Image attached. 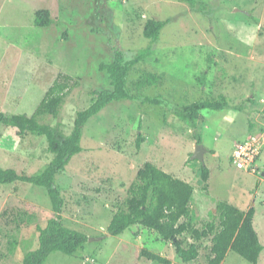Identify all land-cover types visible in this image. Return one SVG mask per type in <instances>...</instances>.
Segmentation results:
<instances>
[{"label": "rangeland", "instance_id": "obj_1", "mask_svg": "<svg viewBox=\"0 0 264 264\" xmlns=\"http://www.w3.org/2000/svg\"><path fill=\"white\" fill-rule=\"evenodd\" d=\"M41 9L51 12L46 28L35 25ZM150 19L171 20L153 45L144 36ZM150 46L154 55L132 69L129 89L161 103L114 102L87 123L82 153L56 184L65 200L63 224L89 239L74 256L56 252L47 264H158L140 257L143 248L173 264H209L211 239L196 242L184 234L186 247H200L199 258L185 263L172 243L142 226L117 237L108 234L146 162L194 185L192 209L200 229L218 223L219 201L242 211L254 207V226L264 245V0H0V109L31 116L60 79L68 87L59 115L41 122L69 135L77 112L95 101L93 92L111 88L101 64L112 62L117 51L132 60ZM151 73L163 81L137 85ZM221 95L228 108L202 110L196 124L178 114L184 106ZM198 136L207 150L204 162L193 159ZM245 140L260 147L254 171L237 168L232 159L236 144ZM52 158L45 136L20 137L0 125V169L35 176ZM202 164L211 173L208 194ZM23 211L34 218L18 227L16 215ZM54 216L45 188L0 184V264H22L37 248L36 226ZM223 264L251 263L229 252Z\"/></svg>", "mask_w": 264, "mask_h": 264}, {"label": "trees", "instance_id": "obj_2", "mask_svg": "<svg viewBox=\"0 0 264 264\" xmlns=\"http://www.w3.org/2000/svg\"><path fill=\"white\" fill-rule=\"evenodd\" d=\"M51 22V12L48 9L38 10L35 14V25L46 28ZM171 20L150 19L144 27V36L155 44L160 40L162 31ZM154 55L153 46L143 49L132 60H126L121 51H117L110 63H102L101 70L106 72L111 88L94 91L95 101L86 109L76 114L74 127L69 135H65L58 126L41 122L46 116L58 117L59 109L65 98L66 83L58 79L46 93L36 111L31 115L25 113L8 114L0 109V125L16 129L20 137L28 133L45 136L48 150L53 158L47 168L39 175L29 176L19 174L14 169H0V184L12 185L16 182L43 187L47 190L56 216L49 219L43 227L37 225L38 245L28 251L22 259V264H47L49 257L56 252L74 256L88 242L89 237L80 231L66 227L63 224L62 213L65 200L57 186V176L66 171L72 158L83 151L82 140L87 123L103 109L114 102L134 101L143 99L144 103L159 105L157 98H149L133 94L129 89V76L132 69L146 62ZM163 81V76L151 73L142 77L137 83L140 87L153 86ZM228 108L227 98L223 95L218 100H202L184 106L178 112L179 116L196 124L201 119L202 110H224ZM198 144L202 137H197ZM144 142L139 134L137 148ZM197 161V159H195ZM201 181L204 190L209 192L210 170L201 165ZM196 189L194 185L160 169L153 162H146L138 172L137 180L129 191V197L124 205L114 214L108 234L121 236L134 226H142L154 231L163 242L172 243L179 258L190 263L200 256V247L193 243L185 246L184 234L188 233L196 242L211 239L212 247L208 258L209 264H223L229 252H235L251 264H259L264 245L254 226L256 209L251 207L242 211L227 201L217 203L218 223L209 222L204 228L196 227L197 217L192 209ZM18 227L31 222L34 215L26 211L16 215ZM17 243L12 242L15 246ZM141 258H146L158 264H173L172 261L153 251L143 248Z\"/></svg>", "mask_w": 264, "mask_h": 264}, {"label": "built area", "instance_id": "obj_3", "mask_svg": "<svg viewBox=\"0 0 264 264\" xmlns=\"http://www.w3.org/2000/svg\"><path fill=\"white\" fill-rule=\"evenodd\" d=\"M259 155V144L252 140H245L236 144L232 159L237 168L254 171Z\"/></svg>", "mask_w": 264, "mask_h": 264}, {"label": "water", "instance_id": "obj_4", "mask_svg": "<svg viewBox=\"0 0 264 264\" xmlns=\"http://www.w3.org/2000/svg\"><path fill=\"white\" fill-rule=\"evenodd\" d=\"M206 152H207V150L202 143L197 144L195 153L193 155V159H197L199 161L204 162V156H205Z\"/></svg>", "mask_w": 264, "mask_h": 264}]
</instances>
